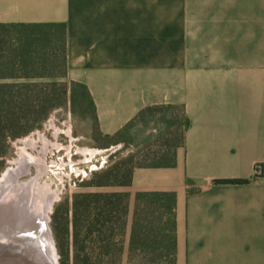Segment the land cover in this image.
<instances>
[{"label": "crops", "instance_id": "crops-1", "mask_svg": "<svg viewBox=\"0 0 264 264\" xmlns=\"http://www.w3.org/2000/svg\"><path fill=\"white\" fill-rule=\"evenodd\" d=\"M48 23L103 135L153 106L190 122L174 167L114 190L132 198L125 245L136 193L174 192L177 264H264V0H0V24Z\"/></svg>", "mask_w": 264, "mask_h": 264}, {"label": "trees", "instance_id": "trees-1", "mask_svg": "<svg viewBox=\"0 0 264 264\" xmlns=\"http://www.w3.org/2000/svg\"><path fill=\"white\" fill-rule=\"evenodd\" d=\"M18 29L16 39L0 33V174L11 143L40 130L57 109L69 105L74 113L89 114L94 121L93 140L117 141L129 133L136 121L146 122L161 112L168 127L164 139L177 135L173 146L165 141L161 152L145 155L146 163H118L93 175L83 185L90 189L127 188L137 168H170L176 151L184 143L190 126L183 109L153 106L114 135H103L98 126L96 106L88 88L69 81L67 72V31L65 24H0ZM256 178L258 176H255ZM217 184H247L249 180H220ZM189 193L197 191L188 183ZM131 194L126 191L78 192L55 207L51 228L60 264H177V197L174 192H138L128 246ZM126 257V261L123 259Z\"/></svg>", "mask_w": 264, "mask_h": 264}, {"label": "rangeland", "instance_id": "rangeland-1", "mask_svg": "<svg viewBox=\"0 0 264 264\" xmlns=\"http://www.w3.org/2000/svg\"><path fill=\"white\" fill-rule=\"evenodd\" d=\"M18 32V29L11 27L0 29L1 34L12 39H16ZM161 115V112H157L153 119L146 122L136 121L129 133L117 141L102 139L96 142L93 140L94 121L91 116L74 113L69 105H65L55 110L40 130L11 143L0 179L8 173L16 177L17 170L28 171L26 176L18 178L17 186H28L30 190L27 194L32 197V205H38L40 209L46 205L52 194H57L48 214V227L57 254V264H60V255L51 228L55 207L65 201L71 204L72 196L78 192H112L121 189H90L83 185L89 182L93 175L118 163H127L130 158L135 159L134 164L148 162L145 155L161 152L165 141L167 144L169 141V145L173 146L178 134L174 135L175 129L172 128L169 130L172 134L168 139H164L168 127L160 121ZM23 151L39 159L43 168L36 164L30 165ZM19 163L27 164L29 170H25ZM33 180H36L34 184Z\"/></svg>", "mask_w": 264, "mask_h": 264}, {"label": "bare ground", "instance_id": "bare-ground-1", "mask_svg": "<svg viewBox=\"0 0 264 264\" xmlns=\"http://www.w3.org/2000/svg\"><path fill=\"white\" fill-rule=\"evenodd\" d=\"M24 153L25 152L23 151V154ZM25 157L28 158V161H30V165L36 164L43 168V165L41 166L42 162L39 159H36L26 153ZM19 160L20 158L18 159V162ZM20 165L24 166L25 170H29V166L27 164ZM23 171L17 170L16 177L11 173H8L5 176L3 175L0 179V225H12L14 227L21 228L29 235L32 233L33 236H37L41 245L46 250L47 256L54 264H57V254L49 227L47 224L41 225L38 222L36 208L33 206L34 204L32 205V197L27 194L30 189H28V186H17L16 179L24 177L28 174V171ZM35 181L36 180H33L32 184H34ZM56 197L57 194L54 193L52 194V197L50 196L48 198V201L50 202L47 204V210H52L54 204L52 201H55ZM46 222H48V218H46Z\"/></svg>", "mask_w": 264, "mask_h": 264}, {"label": "water", "instance_id": "water-1", "mask_svg": "<svg viewBox=\"0 0 264 264\" xmlns=\"http://www.w3.org/2000/svg\"><path fill=\"white\" fill-rule=\"evenodd\" d=\"M0 264H54L37 236L12 225H0Z\"/></svg>", "mask_w": 264, "mask_h": 264}, {"label": "flooded vegetation", "instance_id": "flooded-vegetation-1", "mask_svg": "<svg viewBox=\"0 0 264 264\" xmlns=\"http://www.w3.org/2000/svg\"><path fill=\"white\" fill-rule=\"evenodd\" d=\"M16 181H19V180L16 179ZM22 186H25V185H22ZM48 202L46 203V205L42 206L41 209L38 207V205L35 206L36 213H37V220L41 225H46V224L48 225V222H46V218H48V214L50 212L49 210L46 209ZM52 202L54 203L55 201H52Z\"/></svg>", "mask_w": 264, "mask_h": 264}, {"label": "built area", "instance_id": "built-area-1", "mask_svg": "<svg viewBox=\"0 0 264 264\" xmlns=\"http://www.w3.org/2000/svg\"><path fill=\"white\" fill-rule=\"evenodd\" d=\"M262 171H263V167L262 166H257L255 168V176H260Z\"/></svg>", "mask_w": 264, "mask_h": 264}]
</instances>
